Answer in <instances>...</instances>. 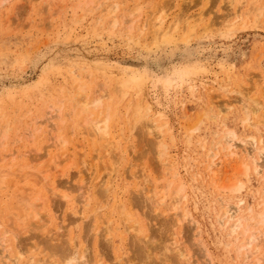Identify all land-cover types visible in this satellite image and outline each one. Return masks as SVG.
Instances as JSON below:
<instances>
[{
    "label": "rangeland",
    "instance_id": "rangeland-1",
    "mask_svg": "<svg viewBox=\"0 0 264 264\" xmlns=\"http://www.w3.org/2000/svg\"><path fill=\"white\" fill-rule=\"evenodd\" d=\"M241 1L0 0V135H2L0 136V172L6 167H10L8 168L9 171L7 170L8 177L4 178L5 181L1 179L2 177L0 178L3 180L0 185L4 184L6 187V189L1 188L2 190H0V242H3V249L0 248V264H17V262L21 264L30 255L42 256L47 252V247H43V245H48L46 242L44 243V240L49 243L51 239H56L53 238V235L59 232L58 238H60L59 240L56 239L58 242H50L54 245L59 244L66 237L68 240L71 237L70 234L73 233L72 231L76 236L77 247L80 249L81 246H87L88 255L86 257H91H87L91 264L100 260L101 264H148L147 262L150 264L243 263L242 257L240 256L241 263L237 255V243L228 245L233 237L230 238L225 234L226 232L220 227L218 220L221 205L228 203L233 205L234 203L231 202L237 201L240 197H245L247 199L245 204L249 207L253 206V213L250 215H254L252 217L255 220L250 219V227L256 223L254 226L257 225L259 232H264V224L259 221L261 218L259 212L264 210V176L262 178V176L256 175L254 171L248 174L242 173L241 163L250 160L252 157L245 154V144L240 141L241 139L251 140V137L255 135L258 138H263V143L251 153L254 158H257L258 155L260 157L258 148L264 145V123L258 124L260 130H257L244 120L246 111L242 100L247 96V101L251 103L252 98H260L264 93V89H262L264 88V8L262 5L264 0ZM112 5L117 6L116 8L119 10L116 9L117 12L109 13ZM136 6H138V10L131 14L130 11ZM259 6L263 8L261 10L263 13L257 18L256 13L258 11L256 9ZM161 7L166 9L163 27L165 29L169 27L168 34L173 37V41L158 46L152 39L154 31L152 27L157 22L156 16L159 15L157 10ZM254 14L257 20L253 19ZM113 16L118 20L115 28L112 25ZM175 23L178 25L176 26ZM172 24L177 28L176 31L173 30L175 27ZM207 24H210L209 28L205 29L204 25ZM130 26L133 27V31L128 30ZM185 71H190V73L185 75ZM127 73H135L145 78L140 83V87H129L123 95L114 88L117 87L115 85L117 80ZM178 75L185 76L183 82H180ZM160 77L171 78L172 81L164 84L162 83L164 79L162 81L159 79ZM85 82L90 95H93L94 91L106 95L103 96L105 99H102L104 101L100 107L102 111L99 107L94 110L95 117L99 114L97 120L103 118V114L106 113L103 111L110 104L107 108L110 109L108 125H110V136L112 135L113 139L109 135L107 139H104L110 142L120 141L113 143L115 148L119 145L118 149H113L114 152L106 143L109 147L105 145L107 151L104 149L103 143L105 141L100 139L101 137L97 138L94 131L89 133L83 126L82 113L79 112L78 107H75L76 110H74L73 102L72 105H69L71 103L68 93L69 86L71 85V89L72 83L76 85L78 83L85 84ZM66 95H68V102ZM140 104L147 110L145 115L147 118L144 116V122L142 118L140 119L142 121L135 122V118H133L135 117V109ZM207 107L209 108L207 109ZM55 108H61L62 111L59 112ZM208 110L214 114V117L208 116L210 114ZM219 110L223 111L219 114L220 116L216 114L215 117V113ZM127 112H130L129 117ZM51 113L53 114L52 119L48 118V116L51 117ZM260 113H258L259 117L256 118L262 120L263 117L260 116L262 112ZM200 116L202 120L199 123V128L191 132L190 127L199 121ZM79 118L81 122L78 121ZM45 120L46 122H44ZM221 120L222 123L220 124ZM50 122L55 123L56 127ZM146 123L148 124L147 127H152L149 130L153 129L154 125H156L155 131H157L158 125L164 128L161 133L158 131L155 134L153 131L152 136L149 130H147L148 133L145 131ZM35 125L38 131L31 130L34 129ZM140 125L143 126L139 128ZM4 127H10L6 133V138L3 137L4 134L2 133L6 130ZM27 127L30 129L28 132ZM59 128L61 129L60 132ZM224 129H227V132L230 129L237 133L236 144L239 146L237 150L239 154L227 157L223 156L225 153L222 154L220 150H217L221 152L219 157H224L226 162L223 166L218 167L220 169H216L219 170L217 171L219 174H214V177L212 172L208 170L211 158L207 155H209V148H214L210 147L213 142L220 140V137L221 140L225 139L224 134L227 132L224 133ZM51 130L54 131L51 132ZM29 133L33 136L32 139L28 137ZM189 133H192L190 143L187 139ZM55 135L59 139V144L63 145L65 140L66 145H63L64 147L61 144V147H57L59 144ZM158 135H160L159 139ZM154 139L159 142L161 139L162 144H164L162 156H159L158 149L152 145ZM51 141L53 144L57 142L56 147L50 144ZM49 144V147L53 146V149L47 148ZM246 148H249V145H246ZM71 149L74 151L71 152ZM23 151L26 154L28 152L29 157L31 154L32 156L30 158L17 156ZM54 151L62 159L59 168L62 169L63 175L58 176V178L65 186L59 188V194L60 192L65 193L71 200L72 198L75 199L74 204L69 209L67 199L61 198L58 194L55 195V197L63 200L62 203L52 195L51 199L53 197V200L51 201L55 206L52 207L53 209L49 208L50 215H52L49 224L46 226L52 233L46 228L44 231L42 230L43 233L38 230L34 232L33 228H31L32 230L21 229L17 233L18 238L20 236L17 240V238H13L15 235H12L17 232V219H14V216L17 218L20 215L18 208L15 207V201L18 196L21 197L22 194L24 196L28 191H32L30 188L32 186L34 188L35 182L37 183L35 189L44 192L43 185H41L43 182H39V184L33 174L32 177L35 176V180L30 177L28 162H31L29 166L34 165L35 167L36 165V168L32 169L35 170V174L36 170L40 171L49 164L48 160L54 156ZM214 151L216 150L214 149ZM111 152L113 157H111ZM64 153H68V155L71 153L72 157H65ZM105 153L111 155L112 161ZM40 154H45L42 161L40 160L41 162L45 161L42 165L39 160L35 163L33 161V158L39 157ZM118 158L119 162L117 161ZM263 158L264 155L259 159L262 161ZM170 163L172 164L170 165ZM23 164L26 167H22ZM63 166L64 168H62ZM113 167L115 171H113ZM54 170L58 175V169L54 168ZM54 170L51 171L50 177L52 175L54 177L56 173L53 174ZM98 175L102 177L100 187L101 185L106 187L109 181L108 187L111 191L108 192L109 197L101 194L100 191L104 187L100 188L99 185H96L99 180ZM111 176L112 179H110ZM236 181H242L245 189L244 187L239 191H224L222 189V186H230ZM179 184L185 185L186 188L182 192L181 202L174 209L175 206H172L173 201L170 198L171 195L174 196L172 193H175V188ZM81 186H84L83 190L86 191L84 193L81 190L83 194L89 192L87 197L80 194ZM164 187L168 188L165 189ZM25 188H27L26 192H24ZM149 189L150 192H158L155 194L157 198L163 195L167 197L166 205L160 206L161 208L156 210L157 212L154 211V207L137 204L134 201L138 197L139 200L145 198ZM166 193L167 195H165ZM101 196H105V199L107 197V201ZM129 198L130 201H128ZM120 200H123V204ZM84 201L85 203H83ZM97 202L100 204L98 205ZM245 204L243 205L244 208H246ZM11 205L14 208H11ZM94 207H96L95 210H99L101 207L99 217L102 218L96 217L98 214L97 211L93 212ZM118 208H121L120 212H118ZM172 208L174 210H171ZM54 209L55 213L52 212ZM166 210L167 212H164ZM187 212L190 213L189 217L184 216V213ZM14 213L16 214L14 215ZM123 213H129L131 217L136 218L137 226L140 229L136 235L140 239L146 240V237L150 235L154 240L153 248L150 250V254H152L148 259L143 260L139 256V252V255L136 253L137 249L135 248L137 246L135 247L133 244V233L126 235L124 232ZM155 213L160 215L157 216ZM247 214L249 213L242 214L245 217L244 220L246 217H251ZM53 215L54 220L52 219L54 218ZM96 218H99L100 222ZM163 218L172 219L176 222L173 227L174 233L171 235L173 237L168 240L161 233ZM244 220L243 223L248 222V219ZM181 222H183L182 227ZM97 223L100 228L96 234L95 232L99 227ZM9 225H11V229H15L12 234L13 230L10 229ZM58 226L60 227L59 230H55ZM3 228L7 235L2 236ZM49 232L52 238L48 235ZM38 234L43 236L38 237L43 242L34 237ZM10 235L13 237L10 238ZM96 236H98V242L100 240L98 246L96 245ZM246 236L247 234H241L242 241ZM106 237L110 238L106 239ZM12 238L16 242L19 240L22 241H19L21 243L24 240L27 241L24 242L25 246L14 242L15 245L18 244L27 248H25L27 253L22 250L25 254L20 260L14 261L15 258H12L13 255H16V250H13L15 248L14 243L11 245ZM198 240L199 242H197ZM176 241L182 243L185 257L177 256L178 261L174 260L175 257L167 259L162 257L165 262L161 261L163 242L168 243L167 245L171 243L170 246L173 247V242ZM237 242L240 243V241ZM35 244L38 245V248ZM30 245L33 246L31 247L33 248L32 251L31 248H28ZM8 246H10L9 249H6ZM202 247L208 248L206 250L209 251V257H212L211 261L205 255ZM97 253H100V260H97ZM4 254L7 256L6 259ZM263 254L264 245H261L260 255L264 262ZM168 256L170 255L166 257Z\"/></svg>",
    "mask_w": 264,
    "mask_h": 264
},
{
    "label": "bare ground",
    "instance_id": "bare-ground-1",
    "mask_svg": "<svg viewBox=\"0 0 264 264\" xmlns=\"http://www.w3.org/2000/svg\"><path fill=\"white\" fill-rule=\"evenodd\" d=\"M238 1V0H237ZM243 1V0H242ZM241 1V2H242ZM264 2V1H263ZM116 5V4H115ZM115 5H112L110 8V10H109V13H114V12H117L116 11V7L117 6H115ZM263 5V8H264V4H262ZM258 6V5H257ZM137 7L138 6H136V7H133L132 8V10L130 11V13L132 14L135 10H138L137 9ZM261 6H259V7H257V11H258V13H256L257 14V18L259 17V15H261L263 12L261 11L262 9H263ZM141 9V8H140ZM254 9V8H253ZM117 10H119V9H117ZM157 12L159 13V15L158 16H156V23H155V26L154 27H152V28H154V31H153V33H152V39H153V41H154V43L156 44V45H160V44H162V43H170V42H172L173 41V37L171 36V35H169L168 34V30H169V27H168V29H165L164 27H163V24H164V20H165V15H166V9L164 8V7H161L159 10H157ZM252 12V11H251ZM107 13H108V11H107ZM238 15V14H237ZM239 16V15H238ZM117 17V16H116ZM201 17V16H200ZM199 17V18H200ZM113 18H114V20H112V25H113V27L115 28V26L118 24V20H116L117 18H115V16H113ZM257 18H255V14H254V17H253V19H256L257 20ZM102 19V18H101ZM100 19V20H101ZM201 19V18H200ZM128 20V19H127ZM179 20V19H178ZM199 20V19H198ZM137 21V20H136ZM201 21V20H200ZM101 22H103L102 20H101ZM172 22V21H171ZM197 22V21H196ZM128 23V22H127ZM193 23V22H192ZM129 24V23H128ZM176 24V23H175ZM171 25V24H170ZM174 24H172V26H173ZM178 24H176V26H177ZM209 25L210 24H207V25H204V28L205 29H208L209 28ZM171 26V27H172ZM173 27H175V26H173ZM172 27V28H173ZM192 27H195V26H192ZM191 27V28H192ZM172 28H170V29H172ZM190 28V29H191ZM136 29V28H135ZM141 29H142V27H141ZM176 27L175 28H173V30L174 31H176ZM193 29V28H192ZM128 30H130V31H133V27H131L130 26V29H128ZM189 30V29H188ZM129 32V31H128ZM186 34V33H185ZM184 36V35H183ZM186 37V36H185ZM185 37H183V38H185ZM184 41H185V39H184ZM168 45V44H167ZM185 75H187V73H190V71H185ZM102 74V73H101ZM70 75V74H69ZM71 76V75H70ZM179 76V78H180V82H183V80L185 79V76H180V75H178ZM189 76H192V75H189ZM73 78V77H72ZM72 78H71V80H72ZM144 76H142V75H138V74H135V73H132V74H130V73H127V74H125V75H122L121 77H120V79L119 80H117V82H116V84L115 85H117V87L116 88H114V90H117V92L118 93H122L123 95L126 93L125 91L126 90H128L127 88H129V87H134V88H138V87H140L139 85H140V83H142L143 82V80H144ZM66 79V78H65ZM83 80H84V78H82ZM81 79V80H82ZM159 79H164V82H162V83H164V84H167L168 82H171L172 80H171V78H159ZM68 80V79H67ZM70 80V79H69ZM75 80V79H74ZM111 80H112V78H111ZM167 80H169V81H167ZM73 81V80H72ZM163 81V80H162ZM78 82H79V80H78ZM82 82V81H81ZM87 82V81H86ZM85 82V84H81V83H78V84H76V85H73L74 83H72V88L70 89V86H69V89H68V93H69V99L71 100V103L69 104V105H72V102H73V109L74 110H76L75 109V107H78V110H79V112H81L82 113V117H81V120H82V123L84 124L83 126L85 127V129L89 132V133H92L93 131H94V135H96L97 136V138L98 137H101L100 139H102V140H104L105 141V139L104 138H108V135H109V137H113L112 135L110 136V132H111V130H110V125H108V121H109V119H110V117H109V112H110V109H107L109 106H110V104H108L109 106L108 107H106V111L104 110L103 111V113L104 112H106V113H104L103 114V118L101 119V120H97V116L99 115V114H97V116L95 117L94 116V110L95 109H97L98 107L100 108L101 106H102V103L104 102V101H102V99H105V98H103V96L105 95H101L99 92H95L94 90H92V91H94L93 92V95L91 96L90 95V93L88 92V89L86 88L87 86H85V85H87V83ZM152 82V81H151ZM70 83V82H69ZM154 84V83H153ZM63 86V85H62ZM162 86H163V84H162ZM66 88H68L67 86H65ZM103 87H105V86H103ZM108 87L106 86V89H107ZM62 89V88H61ZM65 89V88H64ZM92 89H93V87H92ZM105 89V88H104ZM113 89V88H112ZM262 89H264V88H262ZM63 90V89H62ZM99 90V89H98ZM138 90V89H137ZM111 91V90H110ZM131 91V90H130ZM136 91V90H135ZM59 92H61L60 91V89H59ZM141 92V91H140ZM114 93V92H113ZM112 93V94H113ZM250 94V93H249ZM64 95V94H63ZM121 95V94H120ZM246 95V94H245ZM68 95H66V97H67ZM106 96V95H105ZM109 96H110V94H109ZM259 96V95H258ZM123 97V96H122ZM126 97V96H125ZM124 97V98H125ZM247 96H245L244 98H243V100L242 101H244V108H245V111H246V117L244 118V120L249 124V125H251V126H253L254 128H256L257 130L259 129L260 130V128L258 127V124H260V123H264V99H262L263 97H264V93L262 94V97H255V98H252L251 99V103H250V101L248 102L247 100V98H246ZM62 98H63V96H62ZM117 98V97H116ZM248 98H251V97H248ZM68 97L66 98V100H67V102H68ZM120 99H121V97H120ZM1 100V99H0ZM10 100V99H9ZM60 100H62V99H60ZM110 100V99H109ZM121 101V100H120ZM247 102V103H246ZM142 103V102H141ZM263 104V105H262ZM105 107V106H104ZM210 107V106H209ZM209 107H207V109L209 108ZM67 108V107H66ZM145 107H143V105H137V107H136V109H135V117H133V118H135V122H139V121H142L143 120V117L147 114V110H145L144 109ZM55 109H57V108H55ZM68 109V108H67ZM104 109V108H103ZM134 109V108H133ZM59 112L60 111H62L61 110V108H59V109H57ZM69 110H70V107H69ZM78 110H77V112H78ZM100 110H101V108H100ZM226 110V109H225ZM53 111H55V110H53ZM71 111V110H70ZM102 111V110H101ZM129 111V110H128ZM134 111V110H133ZM223 110H219L217 113H215V117H216V114H217V116H220L219 114H221V112H222ZM25 112V111H24ZM59 112H57V113H59ZM67 112V111H66ZM78 112V113H79ZM97 112H98V110H97ZM208 112H210L209 110H208ZM260 112H262V115H260V116H262L263 118H262V120L259 118H256L259 114L258 113H260ZM28 113V112H27ZM46 113V112H45ZM69 113H71V112H69ZM77 113V114H78ZM99 113H100V111H99ZM128 113V112H127ZM130 113V112H129ZM129 113L127 114V116L129 115ZM205 113H207V112H205ZM204 113V116L206 115ZM43 114V113H42ZM52 114V113H51ZM76 114V113H75ZM110 114H112V113H110ZM203 114V113H202ZM208 114V113H207ZM210 114H212L211 112H210ZM210 114H208V116H210V117H214L213 115L214 114H212V115H210ZM261 114V113H260ZM57 115V114H56ZM59 115H60V113H59ZM64 115V114H63ZM69 115V114H68ZM58 116V115H57ZM70 116H71V114H70ZM77 116V115H76ZM134 116V115H133ZM52 117H53V114L51 115V117H49L48 116V118H51L52 119ZM56 117V116H55ZM54 117V118H55ZM95 117V118H94ZM129 117V116H128ZM146 117V116H145ZM259 117V116H258ZM25 118V117H24ZM36 118V117H35ZM43 118V117H42ZM41 118V119H42ZM132 118V119H133ZM142 118V120H140ZM147 118V117H146ZM145 118V119H146ZM200 119H199V121H197V123H194V125L193 126H191L190 127V131L192 132V131H196L198 128H199V123L201 122V116L199 117ZM34 119V118H33ZM51 119H49V120H51ZM59 119V118H58ZM127 119H129V118H127ZM80 120V118L78 119V121ZM81 120H80V122H81ZM134 120V119H133ZM147 120V119H146ZM145 120V121H146ZM148 120H150V119H148ZM21 121V120H20ZM25 121V120H24ZM23 121V122H24ZM32 121H34V120H32ZM44 122H46V120L44 121ZM110 122V121H109ZM134 122V121H133ZM143 122H144V120H143ZM146 122H150V121H146ZM18 123H20L19 121H18ZM27 123H29V122H27ZM31 123V122H30ZM54 124V126H55V123H53V122H50V124ZM58 123V122H57ZM128 123H130V122H128ZM150 123H152V122H150ZM149 123V124H150ZM222 123V120H221V122H220V124ZM24 124H26L25 122H24ZM33 124V123H32ZM40 124V123H39ZM43 124V123H42ZM48 125H49V122L47 123ZM61 125L63 124V122L62 123H60ZM79 124V123H78ZM110 124V123H109ZM153 124V123H152ZM151 124V125H152ZM6 125V124H5ZM22 125V124H21ZM44 125V124H43ZM48 125H45L46 127H48ZM133 125V124H132ZM147 123H146V127H147ZM151 125H149V126H151ZM7 126V125H6ZM52 126V125H51ZM60 126V125H59ZM130 126V125H129ZM143 125H140V127L139 128H141ZM155 126L156 125H154L153 127L155 128ZM21 127V126H20ZM30 127V126H29ZM36 125H35V127H34V129L32 128L31 130H35V131H38V129L36 130ZM41 127H42V125H41ZM40 127V128H41ZM45 127V128H46ZM49 127H50V125H49ZM53 127V126H52ZM52 127H51V129H52ZM56 127V126H55ZM227 127V126H226ZM5 128V127H4ZM10 128V127H9ZM9 128L7 127V128H5L6 130L5 131H3L2 133L4 134L3 135V137L4 138H6V133H7V131L9 130ZM39 128V127H38ZM39 128V129H40ZM144 128H145V125H144ZM148 128V129H147ZM147 128H145V131L148 133V131L147 130H149V128H152V127H147ZM154 128L153 129H151V130H149V132H151V135L153 136V134H152V132L154 131L155 132V134L158 132V133H161L162 132V129L164 128V127H161V126H159L158 125V127H156L157 128V131H155L154 130ZM28 127H27V132H28ZM48 129V128H47ZM73 129V128H72ZM22 130V129H21ZM30 130V129H29ZM54 130H55V128H54ZM54 130H51V132H53ZM59 130V132L61 131V129L59 128L58 129ZM110 130V131H109ZM225 130V129H224ZM227 130V129H226ZM224 131V133L225 132H227V131ZM23 131V130H22ZM42 131V130H41ZM25 132V131H24ZM26 132V134H28ZM47 132V131H46ZM48 132L50 133V131L48 130ZM58 132V133H59ZM0 133H1V131H0ZM214 133V132H213ZM218 134V133H217ZM222 134V133H221ZM226 134V135H225ZM224 134V136H225V141L224 140H221V137H220V140L218 139V140H216L215 141V143L213 142V145L212 146H210V147H214V148H209L210 150H213V151H210L209 149V155H207V156H209V158H211L210 160H209V165H208V170H209V172L211 171L212 172V176L215 174V175H218L219 173H217V171H219V170H216L218 167H221V166H223V164H225L224 162H226L225 160L226 159H224V157H219V153H221L222 152V154L223 153H225V155H223V156H227V157H229V156H237V154H239L238 153V149H239V146L236 144V140H238L237 139V133L234 131V130H228V132L227 133H225ZM150 135V134H149ZM223 135V134H222ZM0 136H2V135H0ZM26 136V135H25ZM24 136V137H25ZM52 136H54V135H52ZM28 137H33V136H31V134L29 133V135H28ZM55 137H56V135H55ZM59 137H61V136H59ZM95 137V136H94ZM38 138V137H37ZM160 138V135H158V139ZM191 138H192V133H189L188 134V142L190 143V140H191ZM223 138V137H222ZM2 139V138H1ZM32 139V138H31ZM56 139H57V142H58V144H59V139L56 137ZM55 139V140H56ZM113 139V138H112ZM213 139V138H212ZM2 140H4V139H2ZM30 140V139H29ZM51 140V139H50ZM61 140V139H60ZM17 141H19V140H17ZM62 141V140H61ZM242 143H244L245 144V146H244V151H245V154L246 155H249V156H251V157H249V158H251L250 160H245V161H243L242 163H241V165H242V167H243V171H242V173L243 174H248V173H251V172H255L256 173V175H258V176H262V178H263V176H264V158L262 159V161H261V159H259L261 156H263L264 155V145H262V147H259L258 148V150H259V153H260V157H259V155H258V159L257 158H254L253 157V155L251 154L252 152H253V150L257 147V146H259L261 143H263V138H258L256 135L255 136H252L251 137V140H243V139H241L240 140ZM239 141V142H240ZM22 142V141H21ZM31 142V141H30ZM56 142V143H57ZM64 143H63V145H66V143H65V140L63 141ZM97 142V141H96ZM108 142H110V141H105L103 144V147L106 145V144H109V146H110V150H113V149H116L115 148V144H113V143H117V142H110V143H108ZM120 142V141H119ZM118 142V143H119ZM53 144L52 143V141H51V145L53 144L55 147H56V145L57 144ZM106 143V144H105ZM50 144L47 146V148H52L53 149V146L52 147H49L50 146ZM61 144V143H60ZM60 144H59V146H57V147H61L60 146ZM102 144V143H101ZM241 144V143H240ZM62 145V144H61ZM62 145V146H63ZM152 145L154 146V148H156V149H158L157 151H158V153H159V156H162L163 155V149H164V144H162V142H161V139H160V142L159 141H157V140H155L154 139V141H153V143H152ZM246 145H249V148H246ZM101 146V145H100ZM106 146H108V145H106ZM108 146V147H109ZM241 146V145H240ZM46 147V146H45ZM44 147V148H45ZM64 147V146H63ZM102 147V148H103ZM157 147H159V148H157ZM208 148V147H207ZM46 149V148H45ZM55 149V148H54ZM74 149V148H73ZM104 149H105V147H104ZM118 149V148H117ZM159 149H160V152H159ZM162 149V150H161ZM214 149L216 150V151H214ZM243 149V148H242ZM58 150L59 151H61V149H59L58 148ZM75 150V152H77V150L76 149H74ZM73 150V151H74ZM103 150V149H102ZM106 151H107V149H105ZM217 150H220V151H217ZM48 151V150H47ZM56 151V150H55ZM55 151H54V156L52 157V158H50V160H48L49 161V164H47V165H45V167L43 168V169H40V171H38V170H36V173L34 174V171L35 170H32V169H35L36 168V165H35V167H34V165H32V166H29V164L31 163L30 161L28 162V167L30 168V177H32L33 175H35L34 177L36 178V180H37V182L39 183H41V182H43V183H41V185H43L42 187H43V189H44V192H42L41 190H36L35 189V186H37L36 184V182H35V184H34V188H33V186L30 188V189H32V191H28V193H25L24 194V196H22L21 195V197H19L18 196V199L15 201V203H16V206L15 207H17L18 208V212L20 213V215L17 217V215H16V217L17 218H15V216H14V219H17L16 220V231L17 232H15L16 234H12V233H14V231H15V229H11V225H9L10 226V229L11 230H13V232H11V234L12 235H15L14 237L13 236H9L10 238L11 237H13V238H17V240L20 238V236H19V238H18V231H20L21 229H25V230H32L31 228H33V231L34 232H36V230H38V231H44V229L46 228V226H47V224H49V222H50V220H51V215H50V209L49 208H52L53 206H55V204L53 203L52 204V201L51 200H53V197H52V199H51V196L52 195H54V197H55V195H57L58 194V196L60 195L61 196V198H63V199H67L66 201H68V205H67V207L69 206V209H71V207H72V205L74 204L73 203V201H75V199H73L72 198V200L70 199V197H68V195L67 194H65V193H61L60 192V194H59V188L61 187H63V186H65L64 185V183L62 182V181H60L59 180V178H58V176H61V175H63V173H61L62 171V169H60L59 168V166H60V162L62 161V159H60L58 156H57V154H55ZM72 151V149H71V152H73ZM255 151H256V149H255ZM46 152V151H45ZM65 152V151H64ZM101 152H104V151H101ZM108 152H110V151H108ZM113 152H114V150H113ZM53 153V152H52ZM257 153V152H256ZM27 154H29L28 152H27ZM26 153H24V151H23V153L21 154H17V156H20L21 158L23 157V156H28L29 157V155H27ZM31 154V153H30ZM60 154H61V152H60ZM71 153H69V155H68V153L66 154V153H64L63 155L66 157H70L71 155H70ZM73 154V153H72ZM74 154H76V153H74ZM103 154V153H102ZM118 154V153H117ZM105 155H107V156H109V159H110V156L111 157H113V154H112V152H111V155L109 154V153H105ZM158 155V154H157ZM32 156V154L30 155V157ZM45 156V154H40V156L39 157H37V158H33V161H34V163H35V161H38L39 160V162L41 163V165L45 162V161H43V162H41L42 161V158ZM48 156V155H47ZM60 156V155H59ZM106 156V157H107ZM116 155L114 154V157H115ZM118 156V155H117ZM158 156V157H159ZM205 156H206V154H205ZM13 157H15V156H13ZM29 157V158H30ZM65 157H61V158H65ZM68 157V158H69ZM72 157V156H71ZM244 157H245V155H244ZM248 157V156H247ZM161 158V157H160ZM206 158V157H205ZM241 158H243V157H241ZM248 158V159H249ZM20 159V158H19ZM28 159V158H27ZM49 159V158H48ZM107 159V158H106ZM113 159V158H112ZM30 160V159H29ZM41 160V161H40ZM45 160V159H44ZM68 160V159H67ZM71 159H69V161H70ZM111 160V159H110ZM260 160V161H259ZM31 161H32V158H31ZM47 161V162H48ZM65 161V160H64ZM72 161V160H71ZM107 161V160H106ZM112 161V160H111ZM117 161L119 162V158L117 159ZM175 162L174 163H176V160H174ZM105 162V161H104ZM204 162V161H203ZM63 163V162H62ZM113 163V162H112ZM172 163H173V161H172ZM172 163H170V165L172 164ZM173 163V164H174ZM32 164H33V162H32ZM26 165V164H25ZM31 165V164H30ZM39 165V164H38ZM113 166H114V164H112ZM176 165V164H175ZM22 167H26V166H24V164L22 165ZM61 167V166H60ZM102 167V166H101ZM3 168H5V167H3ZM7 168V169H6ZM5 169H2L1 170V172H0V178L1 179H3L4 180V178L6 179V177H8V173H7V170H8V168H10L9 166L8 167H6ZM54 168H57L58 169V175H57V172H56V170H54ZM62 168H64V166L62 167ZM60 169V170H59ZM113 169V171H115V169H114V167L112 168ZM218 169H220V168H218ZM54 170V172H53V174L55 173L56 174V176H55V174H54V177H53V175H52V177H50V175H51V171H53ZM65 170V169H64ZM215 170H216V172H215ZM9 171V170H8ZM59 171H60V173H59ZM103 171V170H102ZM177 173V172H176ZM217 173V174H216ZM33 174V175H32ZM99 174V173H98ZM103 174H104V172H103ZM209 174V173H208ZM25 175H27V174H25ZM29 175V174H28ZM101 175V174H100ZM215 175H214V177H215ZM99 176V175H98ZM102 176V175H101ZM101 176H99V180H98V183L96 184L97 186L99 185V184H101L100 183V179L102 178ZM176 176H177V174H176ZM26 177V176H25ZM34 177H32V178H34ZM211 177V176H210ZM218 177V176H217ZM29 178V177H28ZM35 178L33 179V180H35ZM110 179H112V176H111V178ZM264 179V178H263ZM3 180H0V182L1 181H3ZM30 180H32V179H30ZM108 180H109V178H108ZM5 181V180H4ZM102 182V181H101ZM104 182V181H103ZM2 183V182H1ZM39 183V184H40ZM94 183V182H93ZM105 183V182H104ZM103 183V184H104ZM109 181L107 182V186L106 187H104V186H102L101 185V187H100V185H99V187L100 188H103L104 187V189H101V191L100 192H102L101 194L102 195H105V196H107V197H109V195H108V192L110 191V187H108L109 186ZM184 184V183H183ZM183 184H179L178 185V187L177 188H175L176 189V191H174L175 193H172V194H174V196H172L171 195V200L173 201V205H172V203H171V201H170V206L172 205V206H175L174 207V209H176V207H178L177 206V204H179L180 202H181V197H182V192H184V189L186 188V187H184L185 185H183ZM111 185V184H110ZM1 186V185H0ZM5 185L4 184H2V186L0 187V190H4V189H6V187H4ZM96 186V187H97ZM112 186V185H111ZM165 186V185H164ZM29 187H30V185H29ZM99 187H98V189H99ZM242 187H244L243 185H242V181H236L234 184H232V185H230V186H222V189L224 190V191H239ZM2 188V189H1ZM28 188V187H27ZM27 188H25V191L24 192H26V189ZM38 188V187H37ZM60 188V189H61ZM76 188V187H75ZM153 187H151V189H152ZM165 188V187H164ZM168 188V187H167ZM167 188H165V189H167ZM30 189H28V190H30ZM33 189H35V190H33ZM78 189H79V187H78ZM84 189V186H81V188L79 189L80 191L81 190H83ZM86 189V188H85ZM164 189V190H165ZM244 189H245V187H244ZM78 190V191H79ZM102 190H104V191H102ZM111 190H112V188H111ZM152 190H154V188L152 189ZM163 190V191H164ZM96 191V190H95ZM163 191H162V193H163ZM83 192H84V190H83ZM83 192L81 191V193L80 194H82V195H85L86 197L89 195V192H87V194H83ZM86 192V191H85ZM84 192V193H85ZM97 192V191H96ZM100 192H98L99 194H100ZM111 192V191H110ZM152 192V191H151ZM150 192V189L148 190V192H146V197L145 198H143V199H141V200H139L138 198L136 199V200H134L135 201V203H137V204H141V205H145V206H150V207H154L155 208V210L154 211H156V210H158L159 208H161L160 206H165L166 205V196H161L162 197V199H161V197L160 198H157L156 196L157 195H155V194H157L156 192H152L151 193ZM257 192V191H256ZM19 193V192H18ZM78 193V192H77ZM261 193H263V192H261ZM100 194V195H101ZM148 194V195H147ZM165 195H167V193L165 194ZM256 195V194H255ZM261 195V194H260ZM9 196V195H8ZM15 196V195H14ZM105 196H101L102 198H104ZM259 196V195H258ZM258 196H256V197H258ZM17 197V196H16ZM78 197V196H77ZM82 197H84V196H82ZM85 197V198H86ZM107 197H106V199H107ZM142 197V196H141ZM172 197H173V199H172ZM262 197V196H261ZM56 199L58 198L59 199V197H55ZM54 198V199H55ZM75 198V197H74ZM80 197H78V199H79ZM84 198V200L86 201V199ZM14 199H15V197H14ZM58 199H57V201H58ZM77 199V198H76ZM77 199V200H78ZM105 199V198H104ZM105 199V200H106ZM62 203H63V200H61V199H59ZM80 200H81V198H80ZM88 200H89V197H88ZM138 200V201H137ZM247 199L245 198V197H240L237 201H235V202H231V203H234L233 205L235 206H233L232 204H230V203H228V204H226V205H221L220 206V211L221 212H219L218 213V220H219V224H220V227L223 229V231L224 232H226L225 234L228 236V237H230V238H232L233 240L231 241V239H230V241L231 242H229L228 243V245H230V244H234V243H237V245H236V250H237V255H238V258L240 259V256L242 257V261H243V263H245V264H261V263H263L264 264V262H263V258H262V256L260 255V250H261V245H264L263 244V241H264V232H259V229L257 228V225L256 226H254V224H256V223H254L253 224V226L252 227H250L251 226V224H250V219L251 220H255V219H253L254 217H252V216H254V215H250V213H253V206L252 207H249V206H247L245 203L247 202L246 201ZM82 201V200H81ZM85 201L83 202V203H85ZM107 201V200H106ZM105 201V202H106ZM123 201V200H122ZM122 201L120 200V202H121V204H123L122 203ZM128 201H130V198H129V200ZM257 201V200H256ZM260 201V200H259ZM65 202V201H64ZM125 202V201H124ZM3 203H5V202H3ZM7 203V202H6ZM11 203H14V202H11ZM14 203V204H15ZM98 203V205L100 204L99 202H97ZM97 203H96V205H97ZM168 203V202H167ZM260 203V202H259ZM263 203V202H262ZM58 204V203H57ZM56 204V205H57ZM87 204V203H86ZM126 204V203H125ZM245 204V206H246V208H244L243 207V205ZM89 205V204H88ZM95 205V206H96ZM168 205V204H167ZM7 206H8V204H7ZM7 206H5V207H7ZM59 206H61V205H59ZM128 206V205H127ZM184 206V205H183ZM124 207V206H123ZM11 208H14V207H12V205H11ZM11 208H10V210H11ZM16 208V209H17ZM55 208V207H54ZM95 208L96 207H94V210H95ZM99 208V207H98ZM103 208V207H102ZM125 208V207H124ZM127 208V207H126ZM153 208V209H154ZM168 208V206L166 207V209ZM53 209V208H52ZM56 209V208H55ZM55 209L52 211L53 213H55L54 211H55ZM60 209V208H59ZM101 209V207L99 208V210ZM120 209L121 208H118V212H120ZM130 209V208H129ZM129 209H128V211H129ZM162 209H165V208H162ZM173 208L171 209V210H174ZM177 209H179V208H177ZM218 209V208H217ZM255 209V208H254ZM93 210V212H96L97 211V214L98 215H96V217H99L100 215H99V210H95L94 211ZM122 210H124V209H122ZM131 210H132V208H131ZM219 210V209H218ZM9 211V210H8ZM101 211V210H100ZM260 211V210H259ZM264 211V210H263ZM259 212V216H261V218H260V220L259 221H261L260 223H263L264 224V212ZM10 212V211H9ZM8 212V213H9ZM15 212V211H14ZM93 212H91V213H93ZM133 212V211H132ZM157 212V211H156ZM164 212H167V210L166 211H164ZM245 212L246 213H249V214H247V215H250L251 217L250 218H247L246 217V219H248V222H245V223H243V220H244V218L245 217H243V215L242 214H245ZM257 212V211H256ZM159 213V212H158ZM158 213H155V215H157V216H159L160 214H158ZM175 213V212H174ZM16 213H14V215H15ZM96 214V213H95ZM167 214V213H166ZM187 214H188V212L187 213H184V216L185 217H189L190 216V213L188 214V216H187ZM55 215V214H54ZM54 215H53V217H54ZM93 215V214H92ZM175 215H177V214H175ZM258 215V214H257ZM256 215V216H257ZM6 216V215H5ZM245 216V215H244ZM90 217H91V214H90ZM122 217H123V220H122ZM121 217V220L122 221H124L123 223H124V232L126 233V235L128 234H131V233H133V238L132 239H134L133 240V244H134V246L136 247H134L135 249H137L136 251V253L138 254V252H139V256L141 257V258H143V260L146 258V259H148L149 258V256H151V254H150V250L153 248V245H154V240L151 238V236L149 235V236H147L146 237V240H142V239H140L139 238V236L138 235H136L137 234V232L139 233V228H138V226H137V221H136V218H133V217H131L130 215H129V213H123V216ZM249 217V216H248ZM99 218H102V217H99ZM99 218H96V220L98 219L99 220V222H100V219ZM155 218H157V217H155ZM53 220L55 219V217L54 218H52ZM93 219H95V218H93ZM245 219V220H246ZM60 220V219H59ZM103 220V219H102ZM164 220V221H163ZM163 220L161 221L162 222V226H163V229H162V234H163V237H165L166 236V239L168 240V239H170V237H171V235H173V227L175 226V224L174 223H176V222H174V221H172V219H167V218H163ZM166 220V221H165ZM244 220V221H245ZM176 221V220H175ZM137 222V223H136ZM253 222V221H252ZM255 222V221H254ZM14 223V222H13ZM108 223H110V222H108ZM8 224V223H7ZM7 224H6V226H7ZM10 224V223H9ZM55 224V222L53 223V225ZM58 224V223H57ZM94 224V223H93ZM98 224V223H97ZM181 224V227H182V224H183V222H181L180 223ZM259 224V223H258ZM99 225V224H98ZM9 226H8V228H9ZM92 226H94V225H92ZM1 227V226H0ZM96 227H98V226H96ZM261 227V226H260ZM14 228H15V226H14ZM59 226H58V228L57 229H55V230H59ZM100 228V225H99V227L97 228V230H96V234L98 233L97 231H98V229ZM123 228V227H122ZM47 230L49 229V228H46ZM25 230H22V231H24L25 232ZM50 230V229H49ZM53 230V229H52ZM43 231H42V233H43ZM51 231V230H50ZM264 231V230H263ZM3 232H4V228H3ZM9 232V233H10ZM32 232V231H31ZM48 232V231H47ZM57 232V231H56ZM73 233L72 234H70L71 235V237L68 239V240H66L67 239V237L65 238V240L64 239H62V240H64V241H61V239H60V241H61V243H57V244H52V243H50L51 241L53 242V241H57L58 242V240H59V238H58V234H59V232H57L56 233V235H53V238L55 237L56 239L58 238V240H56V239H48V240H50L49 241V243H48V241H46V240H44V243L46 242L48 245H43V247L44 246H46L47 247V252H46V254H44V255H42V256H38L37 254L36 255H30V256H28V259L26 260V259H24V262H19V263H21V264H91L90 263V260H89V258H91V257H89V256H87V257H89V258H87L86 257V255H88V253H87V251H86V247L87 246H84V247H82L81 246V248L79 249L78 247H77V240H76V236H75V234H74V231H72ZM83 232V231H82ZM123 232V233H124ZM2 233V232H1ZM39 233H41V232H39ZM41 233V234H42ZM44 233H46V232H44ZM51 233H52V231H51ZM50 232H49V236H51L50 238H52V235H50L51 234ZM64 233H67V232H64ZM181 233H183V232H181ZM3 235L2 236H4V234L5 235H7V232H4V233H2ZM21 234V233H20ZM31 234H37V233H31ZM55 234V233H54ZM95 234V235H96ZM241 234H247V236H246V238L242 241V237H241ZM17 235V236H16ZM48 235H46V236H48ZM61 235V234H60ZM59 235V236H60ZM175 235V234H174ZM180 235V234H179ZM1 236V235H0ZM23 236V235H22ZM30 236V235H29ZM33 236V235H32ZM41 235H39L38 234V236L36 235V236H34V237H40ZM45 236V237H46ZM65 236H66V234H65ZM83 236V235H82ZM99 236V235H98ZM98 236H96V240H97V242H96V245L98 246V243L100 242V240H99V242H98ZM41 237H43V236H41ZM64 237V236H63ZM84 237V236H83ZM108 237V236H107ZM106 237V239H109V238H107ZM173 237V236H172ZM171 237V238H172ZM179 237V236H178ZM2 238V237H1ZM13 238H12V243H11V245L14 243V242H16V240L14 241L13 240ZM29 238H31V236L29 237ZM36 238V239H37ZM49 238V237H48ZM147 238H149V239H147ZM154 238V237H153ZM39 240H41V238H38ZM47 239V238H46ZM84 239V238H83ZM165 239V240H166ZM1 240H3V238L1 239ZM85 240V239H84ZM166 240V241H167ZM200 240V239H199ZM199 240L197 241V242H199ZM19 241H21V240H19ZM19 241H17L18 242V244L19 243H21V242H19ZM42 241V240H41ZM39 242L40 244L43 242ZM81 241V240H80ZM171 241V240H170ZM237 241H240V243H238ZM16 242V243H17ZM24 242H27V241H25L24 240ZM24 242L23 243H21L20 245H22V244H24ZM109 242H111V241H109ZM156 242H157V240H156ZM3 243V242H2ZM1 242H0V245H2V246H0V248H2L3 249V244H2ZM16 243H14V245L16 244ZM39 243H37L38 245H39ZM43 243V244H44ZM80 243V242H79ZM164 244H166L165 242H163ZM162 243V244H163ZM15 245V248H13V250L15 251V256L13 255V257L12 258H15V260L14 261H16V260H20V258L23 256V254H25V253H27V252H25L26 251V249L24 248V246L26 245V244H24V246H20V245ZM37 244H35V245H37ZM100 244V243H99ZM161 244V245H162ZM163 244V245H164ZM168 244V243H167ZM164 245V247H163V245H162V251H161V249H159L160 251H161V258L160 259H162L161 261H163V260H165V259H163L164 257L167 259V258H170V257H172V258H174V260L176 259V261H178L177 259V256H179L180 258H182V257H185V253H184V251H183V247H182V243L179 241V242H173V244H174V246L173 247H171L170 245H171V243H170V245ZM198 244V243H197ZM200 244H202L201 242H200ZM34 245V246H35ZM38 245H37V248H38ZM199 245V244H198ZM16 246H19V247H16ZM202 246V245H201ZM205 245H204V243H203V247H204ZM9 247L10 246H8L6 249H9ZM31 247H33V246H31L30 245V247L28 246V248L30 249ZM42 247V248H43ZM109 247V246H108ZM202 247V250L204 251V253H205V255H207V258L211 261V258L209 257V251H207L206 249H208V248H206V249H204ZM36 248V247H35ZM32 249L33 248H31L30 250L32 251ZM25 252H23V251ZM34 250H36V249H34ZM27 251H29V250H27ZM43 251H45V250H43ZM11 253H12V251H11ZM10 253V254H11ZM157 254V253H156ZM6 255H7V253H6ZM5 254H4V258L6 259V256ZM28 255V254H27ZM97 255V260L99 259L100 260V253H97L96 254ZM158 255V254H157ZM167 255H170V256H168V257H166ZM264 255V254H263ZM26 256V255H25ZM138 256V257H139ZM211 256V255H210ZM163 257V258H162ZM11 257H9V259H12ZM150 260V259H149ZM12 261V260H11ZM23 261V260H22ZM101 261V260H100ZM100 261H98L97 263H95V264H101L100 263ZM169 262H170V260H168ZM210 261H209V263H210ZM213 261V260H212ZM240 261H241V259H240ZM242 261H241V263H242ZM163 262H165V261H163ZM9 263H10V261H9ZM12 263V262H11ZM148 264H150V262H147ZM174 263V262H173ZM214 263V262H213ZM212 263V264H213ZM242 263V264H243ZM15 264V263H14ZM17 264H18V262H17Z\"/></svg>",
    "mask_w": 264,
    "mask_h": 264
}]
</instances>
